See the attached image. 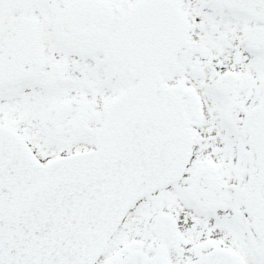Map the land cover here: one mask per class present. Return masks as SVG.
<instances>
[{"label":"snow or ice","instance_id":"snow-or-ice-1","mask_svg":"<svg viewBox=\"0 0 264 264\" xmlns=\"http://www.w3.org/2000/svg\"><path fill=\"white\" fill-rule=\"evenodd\" d=\"M0 264H264V0H0Z\"/></svg>","mask_w":264,"mask_h":264}]
</instances>
